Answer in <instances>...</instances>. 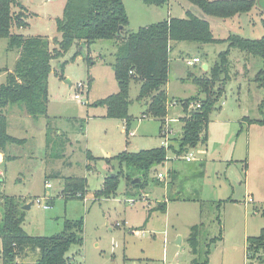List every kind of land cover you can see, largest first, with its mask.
I'll use <instances>...</instances> for the list:
<instances>
[{
	"label": "rangeland",
	"instance_id": "374dc122",
	"mask_svg": "<svg viewBox=\"0 0 264 264\" xmlns=\"http://www.w3.org/2000/svg\"><path fill=\"white\" fill-rule=\"evenodd\" d=\"M21 1L26 7L23 11L27 25L14 27L13 33L53 39L57 35L56 18L63 15L65 0ZM124 3L130 19L128 28L133 31L169 16L186 17L188 11L202 13L190 0H170L161 7L141 0ZM208 19L219 39L233 34L261 38L264 0H255L249 13L232 18L208 15ZM229 48L227 41L205 46L183 41L171 52L166 88L170 102L177 104L167 116L179 119L172 123L174 132L168 137L175 148L182 133L181 118L185 117L178 100L199 93L193 77L205 74L204 64L213 66L219 54ZM90 49L95 63L90 67L85 58L88 46L84 44L74 45L62 58L52 61L47 115L35 118L20 104L6 108L9 133L24 141L9 146L13 158L3 166L0 194L21 197L31 204L25 209L24 229L30 235L48 236L61 232L66 219L83 218L84 241L71 245L67 253L72 264H191L196 255L187 238L194 225L205 224L201 228V249L212 237L221 232L224 236L212 246L209 264H252L246 238L258 235L264 228L260 212L264 206V123L250 122L264 121V90L255 81L264 66L263 58L231 48L229 78L210 114L208 140L181 155L192 152V162L169 150V159L159 167L168 175L169 170L175 171L170 184L168 178L165 184L150 183L141 190L129 187L127 192L121 176L117 194L105 198L98 197L97 192L103 188L106 177L115 175L116 155L125 150L137 152L162 146L168 139L160 133L159 120L143 118L147 103L137 100V81H132L130 87V114L134 122L129 132L121 119L105 116L107 109L94 105L119 89L113 68L117 45L112 40H99ZM78 50L80 54L72 60ZM18 56L17 50L9 49V39L0 37V81L5 82ZM195 56L201 61L187 65L186 59ZM218 86H214L215 90ZM201 95L205 97L206 93ZM88 152L95 159H88ZM88 164L92 165L91 170ZM68 176L87 178L85 199L62 194L61 178ZM246 185L255 199L247 209V230L245 206L227 202L222 208L217 201L231 195L244 198ZM46 201L51 205L48 209L44 208ZM163 202L167 203L166 209L160 208ZM179 236L182 243L175 244ZM1 250L0 239L3 264ZM38 253L29 250L20 262H34Z\"/></svg>",
	"mask_w": 264,
	"mask_h": 264
},
{
	"label": "trees",
	"instance_id": "16d2710c",
	"mask_svg": "<svg viewBox=\"0 0 264 264\" xmlns=\"http://www.w3.org/2000/svg\"><path fill=\"white\" fill-rule=\"evenodd\" d=\"M147 5L163 6L170 0H141ZM201 12L188 11L183 18L170 17L133 31L128 28L129 15L124 0H65L64 13L56 18L57 35L53 38L41 36L25 37L13 33L14 27L27 25L25 5L21 0H0V37L9 39V49L17 50L18 58L15 68L9 71L5 82L0 81V152H4L14 143L24 140L9 133V120L6 108L20 104L33 117L48 114L49 75L52 61L62 58L74 45H87L86 61L88 67L94 64L91 49L99 40H112L117 45L116 58L113 63L119 91L97 100L94 105L107 109V117L125 121L127 132L131 128L133 116L130 114V87L132 81L140 83L138 101L146 100L147 109L144 117H153L160 121V133L169 112L171 103L166 85L170 78L171 52L178 42L188 41L205 46L221 41L229 42L230 48L219 54V59L205 74L194 76L192 81L199 87V93L179 99L185 117L181 136L174 145L157 146L137 152L128 150L120 152L114 158L117 161L115 175L106 177L103 188L98 190V197H110L117 194L120 177L126 181L128 188L141 190L150 183L165 184L168 178L172 182L175 171L169 170L165 179L159 178L160 166L168 160L169 150L181 156L186 150L196 147L200 141L208 140L210 114L219 95L225 89L223 83L229 78L232 47L241 49L250 55L264 60V35L251 39L240 35H230L227 39L215 37L208 19L210 16L232 18L249 13L255 6V0H190ZM20 9L18 12L17 10ZM264 23V19H263ZM121 31L119 33V29ZM80 50L76 51L75 60ZM64 63L62 64V70ZM255 81L264 90V66L255 76ZM92 78H89V86ZM219 84L217 90L214 86ZM214 88V89H213ZM201 93H206L205 97ZM200 102L201 107L189 111L190 104ZM264 106V97L262 100ZM264 123V121L250 120ZM88 159L95 157L88 152ZM110 161V159L108 160ZM116 167L114 169H116ZM92 165L88 164V170ZM137 178L139 182H134ZM62 194L67 197L85 199L88 194L87 178L84 176L63 177ZM231 200V199H230ZM225 201L219 202L223 204ZM1 219L0 239L2 241L1 257L3 264H72L67 253L71 245L84 241V219H66L64 229L48 236L30 235L23 227L26 218L24 206L27 200L0 194ZM166 203L163 204V209ZM264 216V207L260 210ZM220 219V217H219ZM205 224L194 225L187 240L196 257L191 264H209L212 246L222 241L223 233L212 237L201 249V236ZM247 254L252 264H264V228L256 236L247 237ZM29 250L38 251L34 262L22 263V258Z\"/></svg>",
	"mask_w": 264,
	"mask_h": 264
},
{
	"label": "built area",
	"instance_id": "2783aa9c",
	"mask_svg": "<svg viewBox=\"0 0 264 264\" xmlns=\"http://www.w3.org/2000/svg\"><path fill=\"white\" fill-rule=\"evenodd\" d=\"M200 58L199 57H194V58H187L186 59V64L187 65H195L196 63L200 62ZM82 85V84H81ZM76 99H80V95L79 94H75L74 96ZM177 104V102H174L172 101L171 103H169V110L171 109V107L175 106ZM201 107V103L200 102H193L190 104V107H189V111L192 110V109H196V108H200ZM179 119L178 118H173V117H166L165 118V121H164V124H163V128H162V135L168 139L166 141V143L164 144V146H166L167 148H169V146L171 145V143L169 142V135L174 132V129L172 127V123L178 121ZM180 157L181 159L185 160V161H188V162H191L195 159V156L192 152H188L186 155L184 156H178ZM169 159V157H168ZM159 178L161 179H165L167 178L168 174H165L163 172H160L158 174ZM38 202H41V199L38 200ZM130 203H133V201H130ZM51 205L48 201H46L44 203V208H50ZM137 233H141V232H137Z\"/></svg>",
	"mask_w": 264,
	"mask_h": 264
},
{
	"label": "crops",
	"instance_id": "0c3cea01",
	"mask_svg": "<svg viewBox=\"0 0 264 264\" xmlns=\"http://www.w3.org/2000/svg\"><path fill=\"white\" fill-rule=\"evenodd\" d=\"M159 7H161V6H159ZM171 16H169L168 18H170ZM165 19H167V18H165ZM173 44H175V46H176V43H173ZM195 57H199V56H195ZM95 64V63H94ZM205 65V64H204ZM92 67H94V66H92ZM210 69V66L208 65V69L207 70H209ZM9 71H12V70H9ZM167 85H168V83H167ZM167 85H166V87H167ZM118 91H119V89H118ZM117 91V92H118ZM167 91H168V88H167ZM116 93V92H115ZM113 94V93H112ZM110 95V94H109ZM185 98H187V97H185ZM174 107V106H173ZM172 107V108H173ZM107 114H105V116H106ZM134 117V116H133ZM134 119V118H133ZM123 121V120H122ZM133 122H134V120L132 121V124H131V126L133 125ZM123 123H124V125H125V121H123ZM182 125H183V123H182ZM126 127V126H125ZM11 151V149H10V147H8L7 148V150L6 151H4V152H1L2 153V155H3V159H2V161L0 162V175H2V173H3V166L6 164V163H8V162H10L11 160H12V158H13V154H12V152H10ZM109 156V155H108ZM192 162V161H191ZM1 179V178H0ZM171 179V178H170ZM170 184V183H169ZM244 196V198H241V199H239L238 197L237 198H234V196L233 195H231V196H229V197H227L226 199L225 198H219L217 201L218 202H221V201H225L223 204H221V207L223 208V207H225V205L227 204V202H231V204H233L234 206H245V218H246V230H247V221H248V213H247V209H248V207H249V205H250V203H252V202H254L255 201V199H254V197H253V195H251V193H250V191H249V188H248V185H246L245 186V194L243 195ZM167 199V198H166ZM231 199V200H230ZM166 201V200H165ZM168 201V200H167ZM166 201V202H167ZM166 202H163V204L164 203H166ZM166 207H167V203H166ZM264 207V206H263ZM160 208H162L163 209V205H161L160 206ZM166 209V208H165ZM262 209V208H261ZM246 233H247V231H245ZM248 237V236H247ZM223 239H224V236H223ZM246 241H247V238H246Z\"/></svg>",
	"mask_w": 264,
	"mask_h": 264
},
{
	"label": "water",
	"instance_id": "95a60500",
	"mask_svg": "<svg viewBox=\"0 0 264 264\" xmlns=\"http://www.w3.org/2000/svg\"><path fill=\"white\" fill-rule=\"evenodd\" d=\"M121 28L122 27H120V29H119V33H120V31H121ZM204 69H208V65L207 64H205L204 65ZM2 159H3V155H2V153L0 152V162L2 161ZM140 181V179L139 178H137L134 182H139ZM31 207V204H26L25 206H24V209H28V208H30ZM182 240H183V238H182V236H179L176 240H175V244H181L182 243Z\"/></svg>",
	"mask_w": 264,
	"mask_h": 264
}]
</instances>
